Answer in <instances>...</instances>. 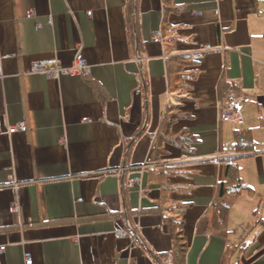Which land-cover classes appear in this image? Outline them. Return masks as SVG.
I'll return each mask as SVG.
<instances>
[{
	"label": "crops",
	"instance_id": "crops-1",
	"mask_svg": "<svg viewBox=\"0 0 264 264\" xmlns=\"http://www.w3.org/2000/svg\"><path fill=\"white\" fill-rule=\"evenodd\" d=\"M126 2L0 0V264H155L144 247L171 251L169 203L188 206L184 264H264V195L255 193L264 189V0H138L139 53ZM78 53L88 76L28 72L46 59L68 67ZM178 56L190 61L182 93L170 87ZM225 82L241 96L227 97ZM171 108L185 116L166 127ZM225 111L243 123L223 122ZM20 124L25 132L10 131ZM165 131L192 137L190 150L159 142ZM235 131L250 132L255 153L236 154ZM156 145L163 154L148 165ZM228 158L239 175L251 165L253 188L242 180L250 191L220 239L207 232V209ZM131 178L139 185L129 189ZM237 206L242 221L255 219L244 237L230 227Z\"/></svg>",
	"mask_w": 264,
	"mask_h": 264
},
{
	"label": "trees",
	"instance_id": "trees-1",
	"mask_svg": "<svg viewBox=\"0 0 264 264\" xmlns=\"http://www.w3.org/2000/svg\"><path fill=\"white\" fill-rule=\"evenodd\" d=\"M126 1L125 23L127 40L130 46L139 53L142 49V42L138 35V0ZM188 59L189 58L186 56L170 58L169 62L174 63V67L171 69L172 76L170 78V87L172 88V91L178 93L183 92L184 70L190 63ZM140 83L142 87H145L146 84L144 79H142ZM221 91L225 92V95L230 99L241 96L237 86L232 83L225 82L222 84ZM183 116L185 115L182 114L179 109L171 108L162 125L168 127L175 119ZM168 134L169 132L165 131L162 139H158L159 142L167 141L175 146H179L181 150H190L188 146L192 143V137H189L186 133H179L177 136H170ZM139 135H141L140 131H138V134L129 141L127 145V153L130 151ZM233 139L236 154L251 155L256 152L255 144L249 131H235ZM160 154H163V151L156 145L153 150L152 159L148 162V165L149 163L157 165ZM235 160L236 158L223 160L222 178L215 186L212 202L207 209V232L209 235L220 239H225L230 233L227 228V219L230 208L236 202L242 191H250L239 175L238 166ZM165 169L166 168L163 169L164 172L166 171V173L169 174L172 173L171 170ZM186 207L188 206L185 204L169 203L165 208V214H161L164 224L167 226L170 233L172 248L169 253L160 254L144 247V251L152 258L155 264H168V259L170 260L169 264H184L188 250V244L184 234L183 220ZM152 210L156 209L153 208ZM127 231L129 235L132 237L134 236V230L128 229Z\"/></svg>",
	"mask_w": 264,
	"mask_h": 264
},
{
	"label": "built area",
	"instance_id": "built-area-1",
	"mask_svg": "<svg viewBox=\"0 0 264 264\" xmlns=\"http://www.w3.org/2000/svg\"><path fill=\"white\" fill-rule=\"evenodd\" d=\"M33 15L34 14L32 11H28L26 17L32 18ZM87 15L90 16V12H88ZM153 41L155 43H161V35L159 33L155 34ZM28 72L33 74H39L41 76L48 78L49 80L55 81L62 77L81 78L84 76H88L90 70L86 60L83 58L81 54L78 53L74 57L73 63L68 67L61 66L55 59H46L33 63L30 66ZM220 118L223 122H233L238 125H241L243 123L241 116L235 111H225L221 114ZM83 121H87V119H84ZM10 131L25 132L26 128L24 125L20 124L16 127L11 128ZM138 185H139V181L136 178L128 179L126 182V186L129 189H132ZM17 210H18L17 204H13L9 209L10 213H16ZM3 250H4L3 247L0 248V252H2ZM31 263L32 262L30 259L25 260V264H31Z\"/></svg>",
	"mask_w": 264,
	"mask_h": 264
},
{
	"label": "rangeland",
	"instance_id": "rangeland-1",
	"mask_svg": "<svg viewBox=\"0 0 264 264\" xmlns=\"http://www.w3.org/2000/svg\"><path fill=\"white\" fill-rule=\"evenodd\" d=\"M243 164H247V165H245V170H243L242 169V163L239 165V167L241 168V171H240V176H241V178H242V180H244L246 183L247 182H251V181H253V175H254V172H253V169H252V167H251V165H248L249 163H243ZM244 178V179H243ZM248 184V183H247ZM248 185H250V184H248ZM250 187H252L251 185H250ZM253 188V187H252ZM259 191V192H258ZM255 193H260L261 195H264V189L263 190H257V189H255ZM256 198H257V196L255 197V203H256ZM240 200H241V198H239V202H240ZM255 208L257 207V203L255 204V206H254ZM234 208H236L235 210V215H236V217H235V219L234 220H232L231 222H230V227L231 228H234L235 230V232L236 233H239L238 235H240V236H243L244 237V233L245 232H247V231H249V232H247V233H252L251 232V230H252V228H254L253 226H254V224H255V219H254V216H250V218L249 219H247V220H243L242 221V216H240L239 217V212H238V210H239V208H238V206L237 207H234ZM254 208V209H255ZM264 212V202L262 203V205L260 206V208H259V211H258V214L260 215V214H262ZM241 223H243V226H241L242 224ZM247 224L249 225V224H251V227L252 228H248L247 227ZM248 229V230H247ZM245 230H247V231H245ZM248 234V235H249ZM245 237H247V236H245Z\"/></svg>",
	"mask_w": 264,
	"mask_h": 264
}]
</instances>
